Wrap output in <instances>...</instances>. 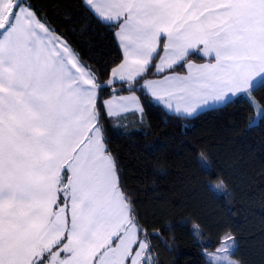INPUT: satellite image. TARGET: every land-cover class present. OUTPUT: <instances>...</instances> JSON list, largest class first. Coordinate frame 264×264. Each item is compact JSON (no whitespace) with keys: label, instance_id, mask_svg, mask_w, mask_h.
<instances>
[{"label":"snow or ice","instance_id":"6c2138e0","mask_svg":"<svg viewBox=\"0 0 264 264\" xmlns=\"http://www.w3.org/2000/svg\"><path fill=\"white\" fill-rule=\"evenodd\" d=\"M86 3L119 29L123 62L107 84L28 0H0V264H143L149 245L106 147L102 88L142 79L146 94L192 115L264 87V0ZM194 54L209 62H186ZM178 65L187 75L145 78ZM137 101L119 97L103 114ZM234 242L225 233L205 255L229 264Z\"/></svg>","mask_w":264,"mask_h":264},{"label":"trees","instance_id":"16d2710c","mask_svg":"<svg viewBox=\"0 0 264 264\" xmlns=\"http://www.w3.org/2000/svg\"><path fill=\"white\" fill-rule=\"evenodd\" d=\"M28 3L107 84L111 69L123 59L117 28L94 14L85 0ZM160 48L162 54L163 41ZM185 68L178 65L165 73ZM153 73L155 67L145 78L159 76ZM142 83L133 89L142 113L131 110L116 119L103 114L105 99L129 91L128 83L102 88L98 106L106 147L142 229L139 238L148 241L151 264H210L204 249L217 247L227 232L236 238L233 256L241 264H264V111L256 122L255 105L241 94L192 116L169 112ZM260 83L252 94L264 110ZM217 181L226 187L222 193L211 185Z\"/></svg>","mask_w":264,"mask_h":264},{"label":"rangeland","instance_id":"374dc122","mask_svg":"<svg viewBox=\"0 0 264 264\" xmlns=\"http://www.w3.org/2000/svg\"><path fill=\"white\" fill-rule=\"evenodd\" d=\"M178 73V75H181L182 74V72H177ZM186 75H187V72H186ZM155 77H157V76H155ZM160 77V76H159ZM260 82H258L257 84H259ZM123 92H126V91H123ZM131 95H136L137 97H138V101H137V103H132V102H127V106L126 107H117V108H115V109H113V111H112V115H111V119H116V116H118L121 112L122 113H124V112H126V111H128V110H131V109H134V108H138V107H140L139 106V103H140V101H141V98H140V96H139V94H138V92H136L135 90H133V91H131V94H124V93H120L119 94V92L118 93H116L115 94V96H110V97H108V98H106V99H109V100H107L106 102H105V105L106 104H115L118 100H119V97H128V96H131ZM229 98V97H228ZM226 99L225 101H223V102H219V103H212V102H209V104L208 105H206L207 107H211V106H216V105H222V104H224L225 102H227L229 99ZM233 98V97H232ZM105 99V100H106ZM230 99H231V97H230ZM250 100H252V102H253V104L255 105V107H256V119H255V121L257 122L258 120H259V118H260V116H261V114L263 113V108L261 107V105L259 104V102L255 99V97L253 96V94L251 93V97H250ZM105 110H106V108H105ZM198 111V110H197ZM196 111V112H197ZM180 113V112H179ZM195 114V113H194ZM113 157V156H112ZM211 185H212V187L216 190V192H218V193H222L224 190H226V187H225V185H224V183L222 182V181H217V182H214V183H211ZM124 193V192H123ZM125 194V193H124ZM126 195V194H125ZM127 196V195H126ZM129 199V198H128ZM194 231H195V233L198 235V236H201V230H200V228H199V226L198 225H194ZM228 234H230L231 236H233L234 238H235V236H234V234L232 233V232H227ZM225 235V234H224ZM141 239H143V240H145V242L146 243H148V241H147V239L146 238H141ZM229 243H231V241H229ZM236 245H237V241H236V238H235V242H234V246L233 247H231V249H230V251H229V253H228V255L230 256V257H232V258H235L234 256H233V252H234V250H235V248H236ZM220 247V243H219V245L217 246V247H215V248H205L204 249V254L205 253H212V254H217V249ZM151 257L152 258V256L149 254V251H148V249L146 250V252H145V259H144V261H148L147 260V257ZM206 256V258L208 259V261L210 262V264H212V261L209 259V257L207 256V255H205ZM236 259V258H235ZM143 261V262H144ZM220 264H223V262L221 261L220 262Z\"/></svg>","mask_w":264,"mask_h":264},{"label":"crops","instance_id":"0c3cea01","mask_svg":"<svg viewBox=\"0 0 264 264\" xmlns=\"http://www.w3.org/2000/svg\"><path fill=\"white\" fill-rule=\"evenodd\" d=\"M85 2H86V0H85ZM87 4V3H86ZM90 7V6H89ZM108 22V21H107ZM46 26L56 35V37H58V38H60V39H62V40H65L63 37H61V36H59L58 34H56L47 24H46ZM119 31V29L117 28V30H116V32H118ZM115 32V33H116ZM116 36V35H115ZM116 40H117V42H118V44H119V46H120V41H119V39H118V37H116ZM66 41V40H65ZM163 41V40H162ZM163 43H164V41H163ZM120 48H121V50H122V53H123V49H122V47L120 46ZM161 55H163V52H162V54ZM123 62V59H122V61L120 62V63H122ZM186 62H191V63H194V64H202V63H207V62H209V58L208 57H204V59H202V60H199V59H188ZM214 62V61H213ZM119 63V64H120ZM156 63H159V59L157 60V62ZM118 64V65H119ZM117 65V66H118ZM117 66H115V67H117ZM114 67V68H115ZM167 71V70H166ZM186 72H187V68H185V70H184V72H182V74L181 75H186ZM163 75H178V73L177 72H168V73H164V74H161V75H159V76H157V77H151V78H148V79H153V80H158V79H162V77H163ZM111 79H113V77H112V75L110 74V80ZM115 83H128V82H115ZM114 83V84H115ZM143 84V83H142ZM128 87H129V85H127ZM145 90V89H144ZM131 91H133V90H129V91H126V92H122V93H124V94H131ZM146 91V90H145ZM121 92H119V94H120ZM116 94V93H115ZM115 94H113V95H111V96H115ZM149 95L151 96V94L149 93ZM152 97V96H151ZM230 97L232 98V96H229V98L228 99H230ZM152 99L156 102V103H158V104H160V105H162L166 110H168L169 112H175V105L173 106V109H168L165 105H164V103H163V101H158L156 98H154V97H152ZM107 100H109V99H106L105 100V102L107 101ZM139 106L140 107H138V108H134V109H131V110H136V111H138L139 113H142L141 112V107H142V109L144 110V106H143V104H142V101H140V103H139ZM217 106V105H216ZM212 107V106H211ZM206 108H209V107H207L206 105L205 106H202L197 112H199V111H201V110H203V109H206ZM131 110H128V111H131ZM128 111H126V112H128ZM126 112H124V113H126ZM197 112H195V114L197 113ZM120 114H123L122 112L120 113ZM119 114V115H120ZM180 114H184V115H188V114H186L184 111H181L180 112ZM192 115H194V114H192ZM192 115H188V116H192Z\"/></svg>","mask_w":264,"mask_h":264},{"label":"clouds","instance_id":"9594fccd","mask_svg":"<svg viewBox=\"0 0 264 264\" xmlns=\"http://www.w3.org/2000/svg\"><path fill=\"white\" fill-rule=\"evenodd\" d=\"M229 264H241V261L229 256Z\"/></svg>","mask_w":264,"mask_h":264},{"label":"water","instance_id":"95a60500","mask_svg":"<svg viewBox=\"0 0 264 264\" xmlns=\"http://www.w3.org/2000/svg\"><path fill=\"white\" fill-rule=\"evenodd\" d=\"M116 88H114V90H115Z\"/></svg>","mask_w":264,"mask_h":264}]
</instances>
